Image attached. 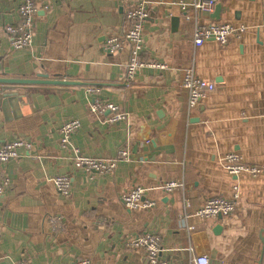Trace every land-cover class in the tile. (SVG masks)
Wrapping results in <instances>:
<instances>
[{"label":"crops","instance_id":"0c3cea01","mask_svg":"<svg viewBox=\"0 0 264 264\" xmlns=\"http://www.w3.org/2000/svg\"><path fill=\"white\" fill-rule=\"evenodd\" d=\"M22 1L0 0V76L97 85L95 98L118 103L127 117L110 123L91 113L84 85H0V140L34 143L31 153L0 163V181L8 180L0 194V264H151L124 245L144 232L160 236L166 264H191L199 254L209 264H263L264 0H220L200 21L247 29L225 48L211 38L197 49L176 28L179 0H145L139 58L165 67H139L130 80L129 45L109 52L104 43L128 31L126 13L142 0H34L47 9L34 16L32 45L15 50L1 26L18 25ZM188 66L215 83L201 110L187 107L181 76ZM71 118L82 125L63 149L58 129ZM145 134L149 141L140 140ZM72 148L102 159L129 148L130 156L110 174L88 173L75 166ZM231 150L260 174L227 173L221 157ZM56 173L71 178L67 196L51 181ZM171 180L184 188L166 193L161 186ZM233 185L239 197L232 214L193 215L196 202L230 197ZM136 186L153 207H125L120 193ZM54 215L63 217L62 231H53Z\"/></svg>","mask_w":264,"mask_h":264},{"label":"built area","instance_id":"2783aa9c","mask_svg":"<svg viewBox=\"0 0 264 264\" xmlns=\"http://www.w3.org/2000/svg\"><path fill=\"white\" fill-rule=\"evenodd\" d=\"M183 13L179 17L178 29L185 37L191 38L192 45L195 49L201 47L205 41L213 39L220 48L227 47L233 38L239 39L246 31L247 26L244 23L232 24L230 22H209L202 23L200 21L203 13L212 12L215 5L220 0H179ZM47 9V6L40 5L34 0H23L19 5V13L21 16L20 22L16 26L2 25L3 32L10 39V47L15 50L28 48L33 43L34 37V16L39 10ZM147 17L145 8V0H142L135 8L126 13V19L129 23L128 31L121 37H113L105 41L104 46L109 52H120L125 42H132L134 45V56L131 58L127 67V80L132 79L135 70L138 67L151 66L154 68H164L165 65L160 62L142 61L138 58V53L141 48L142 27L143 21ZM139 50V51H138ZM138 51V53H137ZM137 54V55H136ZM193 66H188L183 69L184 76L182 87L187 91V107L189 110L197 108L200 102L206 98L214 89L215 83L196 75L192 69ZM86 92L91 97L90 112L93 114L105 115L110 123H118L126 120V113L118 104L108 103L95 96L99 92V87L94 85L86 86ZM206 122V120H204ZM82 125L79 118H71L63 122L58 131L60 135L61 148H69L71 135L76 132ZM34 149L33 141L24 137L13 138L11 140H0V163L12 161L22 152L31 153ZM74 152V164L77 168L91 173L98 172L101 174H110L118 166L120 161H127L130 153L127 148L119 149L117 155L111 159H102L96 157L84 156L79 149L72 148ZM221 164L224 170L230 175H237L241 172H248L252 176L259 175L262 169L249 165L242 153L236 150H231L221 157ZM55 188L62 196H67L71 191V179L67 174L56 173L52 178ZM8 180L0 181V194L4 191ZM161 188L166 193H174L177 189L184 188L182 180H171L164 183ZM122 203L128 209L150 208L155 202L145 196V188L136 186L128 191L122 192L119 195ZM238 187L233 185L230 197H212L201 203L196 202V208L193 215L209 218L215 215H230L237 206ZM49 222L54 232H59L64 229V219L60 215L49 217ZM193 226H188V230L193 229ZM125 248L140 249L143 251L146 259L151 264H166L162 258V244L160 236L144 232L129 237L124 242ZM189 251L192 249L189 247ZM2 252L0 249V257ZM191 264H209V259L205 254L193 255L190 260ZM18 264H22L19 262ZM28 264V263H26ZM74 264H91L87 258L78 259Z\"/></svg>","mask_w":264,"mask_h":264},{"label":"water","instance_id":"95a60500","mask_svg":"<svg viewBox=\"0 0 264 264\" xmlns=\"http://www.w3.org/2000/svg\"><path fill=\"white\" fill-rule=\"evenodd\" d=\"M219 7V8H218ZM218 11H220L221 5L217 6ZM216 8V9H217ZM176 18V28L178 29L179 17ZM10 84H46V85H69V86H78V85H93L90 83H86L84 81H77L71 79H63L61 77L57 78H48L46 75H38L36 78H22V77H7V76H0V85H10ZM97 86V85H94ZM3 91V88L0 89ZM7 97V96H5ZM199 109L201 110V104L198 105ZM129 137H133L129 135ZM140 140L149 141V135L145 134L140 138ZM237 149V148H235ZM220 215V214H219ZM264 264V261H263Z\"/></svg>","mask_w":264,"mask_h":264},{"label":"rangeland","instance_id":"374dc122","mask_svg":"<svg viewBox=\"0 0 264 264\" xmlns=\"http://www.w3.org/2000/svg\"><path fill=\"white\" fill-rule=\"evenodd\" d=\"M126 45H129V47H130V59H129V61H128V63L126 64V71H125V78H126V80L128 79L127 78V67H128V64H129V62H130V60H131V58L134 56V53H133V49H134V45H133V43L132 42H125L124 43V46H123V48H122V50L124 49V47L126 46ZM139 49H141L140 47H139ZM139 51V50H138ZM138 51H137V53H138ZM140 52V51H139ZM137 55V54H136ZM138 58H139V53H138ZM140 59V58H139ZM141 60V59H140ZM142 61H144V60H142ZM148 62H153V61H148ZM157 62V61H156ZM164 64V63H163ZM165 65V64H164ZM144 67V66H143ZM146 67H151V66H146ZM139 68V67H138ZM151 68H154V67H151ZM192 69H193V71H194V73L196 74V72H195V70H194V67H192ZM136 71V70H135ZM135 75V74H134ZM133 75V76H134ZM183 76H184V72L182 71V76H181V86H182V80H183ZM185 91H186V89H185ZM99 92H100V87H99ZM99 92L97 93V94H99ZM103 101V100H102ZM105 102H108V103H114V104H118V103H115V102H113V101H105ZM119 105V104H118ZM119 106H121V105H119ZM198 107V106H197ZM195 109H192L191 111H194ZM124 111V110H123ZM190 111V112H191ZM125 112V111H124ZM109 112H106V114H108ZM126 117H127V114H126ZM128 150H129V148H127ZM119 151V150H118ZM73 153V155H74V152H72ZM129 153H130V150H129ZM117 155V154H116ZM115 155V156H116ZM85 156V155H84ZM114 156V157H115ZM88 157H90V156H88ZM114 157H112V158H114ZM73 158H74V156H73ZM109 159H111V158H109ZM71 179V178H70Z\"/></svg>","mask_w":264,"mask_h":264},{"label":"trees","instance_id":"16d2710c","mask_svg":"<svg viewBox=\"0 0 264 264\" xmlns=\"http://www.w3.org/2000/svg\"><path fill=\"white\" fill-rule=\"evenodd\" d=\"M5 25V24H4Z\"/></svg>","mask_w":264,"mask_h":264}]
</instances>
